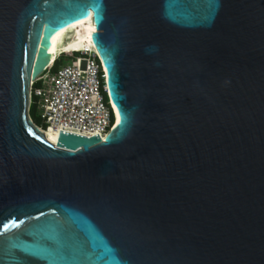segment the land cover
<instances>
[{
  "label": "water",
  "instance_id": "95a60500",
  "mask_svg": "<svg viewBox=\"0 0 264 264\" xmlns=\"http://www.w3.org/2000/svg\"><path fill=\"white\" fill-rule=\"evenodd\" d=\"M68 47L103 139L28 115ZM0 264H264V0H0Z\"/></svg>",
  "mask_w": 264,
  "mask_h": 264
},
{
  "label": "built area",
  "instance_id": "2783aa9c",
  "mask_svg": "<svg viewBox=\"0 0 264 264\" xmlns=\"http://www.w3.org/2000/svg\"><path fill=\"white\" fill-rule=\"evenodd\" d=\"M70 62L29 84L30 102L39 117L37 127L76 135L105 136L114 116L107 99L104 70L93 49L70 51Z\"/></svg>",
  "mask_w": 264,
  "mask_h": 264
},
{
  "label": "trees",
  "instance_id": "16d2710c",
  "mask_svg": "<svg viewBox=\"0 0 264 264\" xmlns=\"http://www.w3.org/2000/svg\"><path fill=\"white\" fill-rule=\"evenodd\" d=\"M70 62V58L65 56L63 57L62 55L58 58H56L54 60V62H52V65L49 67V71L53 72L55 71L59 66L61 65H65L68 64ZM28 115L30 117V119L32 120V122L34 123V125H39L40 121H39V117L36 115L35 113V105L34 103H31L28 107Z\"/></svg>",
  "mask_w": 264,
  "mask_h": 264
},
{
  "label": "bare ground",
  "instance_id": "6f19581e",
  "mask_svg": "<svg viewBox=\"0 0 264 264\" xmlns=\"http://www.w3.org/2000/svg\"><path fill=\"white\" fill-rule=\"evenodd\" d=\"M88 49L90 48H76V47H68V48H62L59 50H56L55 52H53L50 56V63L49 65L54 62V58L57 57L59 54L63 53V54H68L70 51H77V50H82V51H88ZM43 132H45V135L51 136V137H55L57 138V132L52 130L51 128H47V129H43ZM106 136V135H105ZM105 136H101L100 139H103Z\"/></svg>",
  "mask_w": 264,
  "mask_h": 264
},
{
  "label": "clouds",
  "instance_id": "9594fccd",
  "mask_svg": "<svg viewBox=\"0 0 264 264\" xmlns=\"http://www.w3.org/2000/svg\"><path fill=\"white\" fill-rule=\"evenodd\" d=\"M149 50H152V49H151V46H150V49H149ZM59 55H60V54H59Z\"/></svg>",
  "mask_w": 264,
  "mask_h": 264
},
{
  "label": "rangeland",
  "instance_id": "374dc122",
  "mask_svg": "<svg viewBox=\"0 0 264 264\" xmlns=\"http://www.w3.org/2000/svg\"><path fill=\"white\" fill-rule=\"evenodd\" d=\"M66 55H63V57H65ZM114 124V123H113Z\"/></svg>",
  "mask_w": 264,
  "mask_h": 264
}]
</instances>
